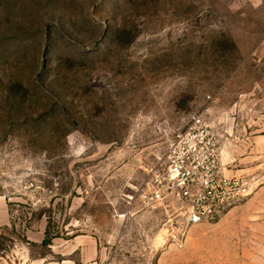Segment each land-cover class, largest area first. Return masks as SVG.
Wrapping results in <instances>:
<instances>
[{"label":"rangeland","instance_id":"1","mask_svg":"<svg viewBox=\"0 0 264 264\" xmlns=\"http://www.w3.org/2000/svg\"><path fill=\"white\" fill-rule=\"evenodd\" d=\"M200 114L256 188L180 241L141 194ZM0 194L16 264H264V0H0Z\"/></svg>","mask_w":264,"mask_h":264},{"label":"built area","instance_id":"2","mask_svg":"<svg viewBox=\"0 0 264 264\" xmlns=\"http://www.w3.org/2000/svg\"><path fill=\"white\" fill-rule=\"evenodd\" d=\"M221 154L219 134L200 114L173 137L164 166L152 170L141 201L146 207L181 204L169 221L176 227L173 239L183 240L191 227L220 218L254 192L253 179L225 173Z\"/></svg>","mask_w":264,"mask_h":264},{"label":"crops","instance_id":"3","mask_svg":"<svg viewBox=\"0 0 264 264\" xmlns=\"http://www.w3.org/2000/svg\"><path fill=\"white\" fill-rule=\"evenodd\" d=\"M223 164L225 166V173L228 176H243V173L245 172L246 169H244V166L242 165V161L240 158L237 160L235 157L234 158H225L224 156L222 157ZM11 224L10 220V212L7 204V200L5 197H3L0 194V229L4 227H9ZM32 234V235H30ZM43 238L42 233H35V232H30L28 233V239L31 240L32 242L35 243H40ZM29 244V243H27ZM5 252V256L0 255V264H16L15 259H12L13 253ZM1 254V253H0ZM3 260V261H1Z\"/></svg>","mask_w":264,"mask_h":264},{"label":"trees","instance_id":"4","mask_svg":"<svg viewBox=\"0 0 264 264\" xmlns=\"http://www.w3.org/2000/svg\"><path fill=\"white\" fill-rule=\"evenodd\" d=\"M44 242H47V240L45 239V241Z\"/></svg>","mask_w":264,"mask_h":264}]
</instances>
